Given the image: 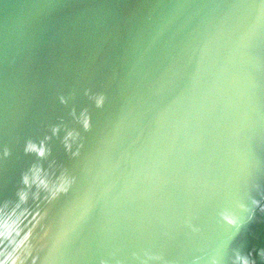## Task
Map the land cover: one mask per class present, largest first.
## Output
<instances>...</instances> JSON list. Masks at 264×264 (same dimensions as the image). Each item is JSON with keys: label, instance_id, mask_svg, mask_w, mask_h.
I'll return each mask as SVG.
<instances>
[{"label": "water", "instance_id": "1", "mask_svg": "<svg viewBox=\"0 0 264 264\" xmlns=\"http://www.w3.org/2000/svg\"><path fill=\"white\" fill-rule=\"evenodd\" d=\"M17 203V264H264V0H0V222Z\"/></svg>", "mask_w": 264, "mask_h": 264}, {"label": "clouds", "instance_id": "2", "mask_svg": "<svg viewBox=\"0 0 264 264\" xmlns=\"http://www.w3.org/2000/svg\"><path fill=\"white\" fill-rule=\"evenodd\" d=\"M97 107H100L104 104L105 97L103 94H97L93 97ZM63 100V97H61ZM81 124L85 130L90 127V118L89 115L84 112L81 113ZM55 130V129H54ZM69 136L72 134L69 133ZM66 148H71V144L65 141ZM25 151H35L38 155L43 156V148L37 149V146L28 141L25 145ZM76 153H73L75 155ZM22 183L25 186H30L35 184L38 188H43L47 191L49 197H55L58 193L66 192L69 185L71 184V178L61 173L56 177L55 180H50L48 176L43 174L42 169L33 168L30 169V174L25 173L22 176ZM20 202L27 200V192L21 190L19 193ZM253 203H256L254 200ZM19 208V203H17L10 211L7 212L3 221L0 222V243H3L5 240L9 245H12L11 250L5 248L0 249V264H17L18 259L20 258L19 253L24 247H26L27 241L29 239V232H24L21 235L22 229L19 224V217L16 215V209ZM225 220L230 224L236 223V219L233 216L225 215ZM236 259L239 264H254L247 256L237 255Z\"/></svg>", "mask_w": 264, "mask_h": 264}]
</instances>
